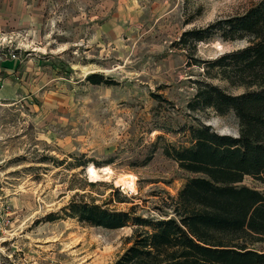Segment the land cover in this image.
Segmentation results:
<instances>
[{"label": "rangeland", "instance_id": "1", "mask_svg": "<svg viewBox=\"0 0 264 264\" xmlns=\"http://www.w3.org/2000/svg\"><path fill=\"white\" fill-rule=\"evenodd\" d=\"M257 1L0 0V90H10L0 98V186L16 196L0 231V264H113L133 225L81 223L69 214L72 201L171 215V199L193 175L164 147L188 146V127L200 123L237 135L232 112L186 104L197 81L243 92L207 78L202 61L246 45L213 37L184 49L177 40ZM91 73L106 81L90 83ZM124 175L133 189L115 182ZM241 184L264 193L252 177ZM252 247L264 251V240Z\"/></svg>", "mask_w": 264, "mask_h": 264}, {"label": "trees", "instance_id": "2", "mask_svg": "<svg viewBox=\"0 0 264 264\" xmlns=\"http://www.w3.org/2000/svg\"><path fill=\"white\" fill-rule=\"evenodd\" d=\"M213 37L244 40L242 48L202 61L207 78L231 88L197 81L186 107L232 112L237 135L221 134L200 123L188 127L190 144L164 147V154L192 174L168 206L166 218L142 217L132 211L107 210L94 203L70 202L69 214L90 226L117 229L131 223L129 245L113 264H264V193L241 184L245 176L264 182V0L240 14L181 33L180 48L192 49ZM210 69H216L211 74ZM92 84L103 76L91 73Z\"/></svg>", "mask_w": 264, "mask_h": 264}, {"label": "bare ground", "instance_id": "3", "mask_svg": "<svg viewBox=\"0 0 264 264\" xmlns=\"http://www.w3.org/2000/svg\"><path fill=\"white\" fill-rule=\"evenodd\" d=\"M97 171L92 164H89L86 167V172L89 174V176L91 178H97L98 177ZM110 173H111V170L109 168H105V174H110ZM115 182L118 185H121L123 188L129 187V189L130 188L133 189V186H134L133 177L131 175H124L123 177H121L119 180H116Z\"/></svg>", "mask_w": 264, "mask_h": 264}, {"label": "built area", "instance_id": "4", "mask_svg": "<svg viewBox=\"0 0 264 264\" xmlns=\"http://www.w3.org/2000/svg\"><path fill=\"white\" fill-rule=\"evenodd\" d=\"M12 211L9 205L0 199V231L11 225Z\"/></svg>", "mask_w": 264, "mask_h": 264}, {"label": "crops", "instance_id": "5", "mask_svg": "<svg viewBox=\"0 0 264 264\" xmlns=\"http://www.w3.org/2000/svg\"><path fill=\"white\" fill-rule=\"evenodd\" d=\"M4 67L6 68H10L12 67L11 65L6 66L5 64H3ZM8 91H10L9 89H3L0 90V98H5L7 97L9 94L7 93ZM8 190L7 186H0V191H3V193H5ZM16 198V196H14V193L10 194V193H5V194H1L0 193V199H2L4 202H6L10 209H11V204H14V199ZM13 215V214H12ZM12 217V216H11Z\"/></svg>", "mask_w": 264, "mask_h": 264}]
</instances>
